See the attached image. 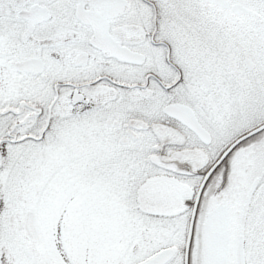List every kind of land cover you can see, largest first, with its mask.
<instances>
[{
	"label": "snow or ice",
	"instance_id": "snow-or-ice-1",
	"mask_svg": "<svg viewBox=\"0 0 264 264\" xmlns=\"http://www.w3.org/2000/svg\"><path fill=\"white\" fill-rule=\"evenodd\" d=\"M0 264H264V0H0Z\"/></svg>",
	"mask_w": 264,
	"mask_h": 264
}]
</instances>
